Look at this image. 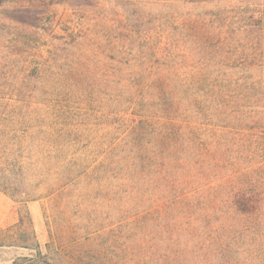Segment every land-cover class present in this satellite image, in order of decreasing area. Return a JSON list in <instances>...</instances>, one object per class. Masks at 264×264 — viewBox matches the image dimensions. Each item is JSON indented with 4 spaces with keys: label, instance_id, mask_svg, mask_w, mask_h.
<instances>
[{
    "label": "trees",
    "instance_id": "1",
    "mask_svg": "<svg viewBox=\"0 0 264 264\" xmlns=\"http://www.w3.org/2000/svg\"><path fill=\"white\" fill-rule=\"evenodd\" d=\"M84 174L85 238L118 229L119 264H264V0H0V191Z\"/></svg>",
    "mask_w": 264,
    "mask_h": 264
},
{
    "label": "rangeland",
    "instance_id": "2",
    "mask_svg": "<svg viewBox=\"0 0 264 264\" xmlns=\"http://www.w3.org/2000/svg\"><path fill=\"white\" fill-rule=\"evenodd\" d=\"M62 11L60 8L59 13ZM58 98L60 105L66 106L70 111L69 114L85 113V93L66 92ZM96 106L97 104H92L91 111L96 110ZM82 119L85 122V116ZM67 137L79 139V144L77 142L74 148L59 142L63 148L57 150L58 160L74 155L80 146L85 151V131L71 130ZM67 168L70 169L71 176L78 171L75 164ZM45 182L38 187V197L25 203L14 201L0 191V264H33L30 255L36 248V243L41 249H47L48 243L52 255L65 264H119L118 229L85 238V232L91 228L90 221L85 216V174L65 194L53 198L47 196L50 187ZM25 210L30 220L25 218V222L21 224L19 217ZM235 254L236 251H233L226 253L224 257L235 260Z\"/></svg>",
    "mask_w": 264,
    "mask_h": 264
}]
</instances>
